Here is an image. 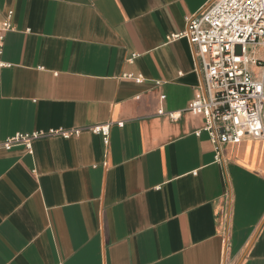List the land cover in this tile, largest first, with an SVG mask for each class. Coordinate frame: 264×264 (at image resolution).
<instances>
[{
  "label": "crops",
  "instance_id": "1",
  "mask_svg": "<svg viewBox=\"0 0 264 264\" xmlns=\"http://www.w3.org/2000/svg\"><path fill=\"white\" fill-rule=\"evenodd\" d=\"M211 1L0 0V140L83 129L0 149V264H264V141L215 160L168 40Z\"/></svg>",
  "mask_w": 264,
  "mask_h": 264
},
{
  "label": "built area",
  "instance_id": "2",
  "mask_svg": "<svg viewBox=\"0 0 264 264\" xmlns=\"http://www.w3.org/2000/svg\"><path fill=\"white\" fill-rule=\"evenodd\" d=\"M12 12L0 21V69L5 33L12 30ZM185 30L168 40L184 38L193 47V59L201 84L188 111L203 119L196 135L206 134L214 158L222 160V149L248 138L264 141V0H213L196 15L185 16ZM262 50V56L257 52ZM126 78L142 82L141 77ZM164 97H161L163 100ZM159 116L166 113L158 110ZM170 119L175 116L168 114ZM123 127V123H117ZM111 123L89 127L105 146L109 143ZM83 129H56L29 134L17 133L0 140V149L23 147L31 151L32 142L59 136L69 139ZM227 240L223 239L224 259Z\"/></svg>",
  "mask_w": 264,
  "mask_h": 264
},
{
  "label": "rangeland",
  "instance_id": "3",
  "mask_svg": "<svg viewBox=\"0 0 264 264\" xmlns=\"http://www.w3.org/2000/svg\"><path fill=\"white\" fill-rule=\"evenodd\" d=\"M257 56H260V57L262 56V50L257 52Z\"/></svg>",
  "mask_w": 264,
  "mask_h": 264
}]
</instances>
